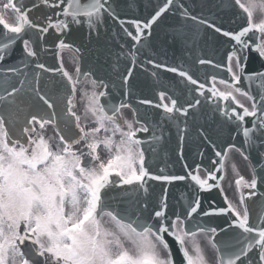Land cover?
I'll list each match as a JSON object with an SVG mask.
<instances>
[{"label": "snow or ice", "instance_id": "obj_1", "mask_svg": "<svg viewBox=\"0 0 264 264\" xmlns=\"http://www.w3.org/2000/svg\"><path fill=\"white\" fill-rule=\"evenodd\" d=\"M41 3L58 9L55 15L63 19L53 23L52 17H47L46 24L41 25L30 18L31 9L21 0H8L3 4L4 10L11 9L16 14L15 23H9L0 14V264H177L166 235L182 253L180 264H209L198 240L199 235L207 233L212 234L210 243L219 253L216 264H264V214L257 217L256 224L250 222L246 201L255 193L248 191L246 195L244 191L255 190L258 183H264V176L258 180L255 170L250 180L240 176L235 181L240 189L239 203L229 201L226 208L210 206L208 210H201V201L197 198L182 216L169 209L165 189L152 211L144 215L149 204L140 200L141 193H148L147 180L171 184L190 178L201 190L215 186L209 180H215L216 176L209 172L202 177L199 167L187 176L153 175L145 167L143 145L149 144L155 152L156 146L166 141V133L170 136L173 128L181 156L191 132H195L202 143H212V135L222 127L218 124L221 117L224 124L233 127L238 135L242 134L243 143L249 148L259 142L260 149L264 150V19L259 22L254 19L257 10L264 15V0H247L246 3L232 0V6L244 14L246 21V26L236 31L225 30L207 18L193 15L184 4L175 5V0H165L146 21H131L136 34L127 28L124 31L139 44L145 30L150 36L153 25L170 9L177 8L183 19L194 22L196 30L177 31L173 35L174 43L195 45L200 26L234 41L226 55V70L231 78L219 80V84L224 85L221 90L213 76L212 85L207 88L209 97L205 95V83L188 71L149 59L147 64L176 73L187 84L195 86L189 90V95L193 92L198 95L184 99L169 95L168 89L162 86L158 102L138 99L139 105L162 109V119L156 123L148 116L128 120L123 110L132 109L127 98L135 95L136 88L133 77L136 58L129 52L131 68L120 72L118 66H113L120 78L121 95L125 97L118 104L107 99L109 83L103 79L88 81L93 91L84 93L87 100L84 117L91 116L95 126L87 130L81 124V116L74 111L77 84L82 76L80 68L77 67L73 78L62 67L53 69L38 62L39 41L49 34V29L67 36L72 26H86L88 38H93V32L98 38L106 17L114 20L119 17L109 0H41ZM119 23L123 27L125 21L119 20ZM30 34L37 39L34 41ZM18 42L21 44L20 64L5 66ZM58 47L64 49L71 45L59 39ZM198 62L201 65L213 63L208 59ZM257 63L259 68L254 66ZM54 71L66 78V82L54 77L42 78V73ZM151 75L156 77L157 73ZM101 87L103 91L96 90ZM238 95L251 102V107L241 103ZM62 101L64 108L60 109ZM209 102L211 106L205 107ZM133 111L139 116L138 109ZM247 117L256 119L246 121ZM48 126H53L59 134L55 145L52 138L45 135ZM73 129L78 132L73 133ZM138 133L149 134V140L138 138ZM82 142L84 147L77 148ZM101 147L108 153L107 159H102ZM234 147L230 145L228 151ZM215 154L222 156L219 151ZM131 209H138L132 212L135 219L129 215ZM193 214L204 217L231 214L228 227L240 230L239 237L221 245L215 239L216 227L198 223L189 226ZM105 216L116 222L118 232L103 226ZM129 244L131 247L127 246Z\"/></svg>", "mask_w": 264, "mask_h": 264}, {"label": "water", "instance_id": "obj_2", "mask_svg": "<svg viewBox=\"0 0 264 264\" xmlns=\"http://www.w3.org/2000/svg\"><path fill=\"white\" fill-rule=\"evenodd\" d=\"M114 3L116 2V0H109V3ZM165 0H148V6L149 8H154V10L157 9V7L159 8L160 6H162L164 4ZM125 0H119L118 4H124ZM184 4L185 7L190 8L193 7V5H206L205 3H199L198 0H190V1H185V0H175V5H179V4ZM228 10H234L233 12H235L237 14L236 9L232 6V0H228V5H226ZM173 9H170L168 13H165V15L159 20L160 24L158 26V28H153L152 32L154 33L150 35V37H154L156 35L159 36L160 39H162L167 45H168V49L171 50L174 49V42H173V28L175 23L177 22L176 20H173ZM225 12L221 13L220 16H224ZM47 17H52V22H54L55 19L54 15L52 14H46L44 12V8L42 7V5L40 6H36L33 7V9L31 10V16L30 18L35 20L36 22L40 23L41 25H45L46 24V19ZM240 29V27H239ZM229 30V29H228ZM88 29L86 26H72V30L68 33L67 36H62L59 33H55L53 31V29H49V34H47L45 36V38L43 40L39 41V45H38V52L39 55L42 56H46L49 57V59L51 60V65L52 68L55 65V60H56V55H57V50H58V44H59V39H64L66 44L71 45L72 49L76 50V47L82 43V40H85V44L87 46H94L96 45V39L93 35L92 39L88 38L87 35ZM156 32H158L156 34ZM31 36H33V39L35 40V38L37 39V37L34 34H30ZM229 39V38H228ZM169 50L165 52L169 53ZM92 51V50H91ZM14 59V57L11 58H7V61H12ZM218 64L220 65H224L223 61H220ZM256 68H259V63H257L256 65H254ZM226 68V66H225ZM217 70L220 73H217L215 76L216 77H220L222 79H227L230 80V74L228 72H222L220 68H217ZM189 72V71H188ZM191 75H193L191 72H189ZM46 80V78H44ZM198 79L201 83H205L206 88H205V95L210 97V93L207 92V88L211 87V82L210 81H205L202 78H196ZM245 85H247V81L243 82ZM186 85H190L187 84ZM194 88V87H193ZM197 93H191L190 97L192 96H197ZM202 99V103H204V99ZM221 106H223V101L220 102ZM211 103L209 102L208 104H205V107H210ZM235 106V105H233ZM238 111H241L239 108H237ZM256 118L254 117H247L246 121H253ZM218 124L222 125V127L212 135L211 140L212 143H210L211 149H208V153H205L204 156V144H208V142H201L200 138L198 137L196 139V143L195 145L199 146L201 148L202 151V155L200 156H196V161L193 163H191V170L193 169V166L197 165V166H202L204 167L208 173L210 172L212 175L216 176L215 180H209L210 184L215 185L212 189L210 190H201L199 189V187L196 188V192H197V197L194 198V201L199 198L201 201V210H208L209 207H214V208H219V207H227L226 204L224 203L223 199H222V194H221V190L219 187V180L222 177V161H223V157L225 154L226 149L229 147V145H235L237 147H239L240 149L245 150V152L247 153V155L250 156V159L252 160V162L254 164L258 163V165H260V167L258 168V173L259 176H264V163L261 165L260 161L261 159L256 158L255 153L253 152H260L261 154V158H264V154H262V152H264V150L260 149L259 146V142H257L256 147L254 148H249V146L245 143H243V136L242 134H237L234 131V128L229 126L228 124H224L223 123V118L221 117L220 120L218 121ZM214 127H216L214 125ZM189 144H190V152L191 150H193L194 147V138L193 137H189ZM214 145V146H213ZM219 151L222 153V156H217L215 153ZM206 162V163H205ZM176 191H177V187H175V194L174 196H172L168 203H169V209L170 210H175L176 212L180 213L182 216L185 213V209H184V201L183 202H179L176 203L174 206H172L173 203L176 202V198L178 197L176 195ZM249 191H253L255 193V195H253L248 201L247 204L249 206L250 212V222L252 224H256L257 221V217L261 214L264 213V183H258V186L255 190H249ZM248 190L246 191V195H247ZM193 193V192H192ZM192 195V194H191ZM193 201V202H194ZM199 211V210H198ZM199 217V218H197ZM232 219V215L231 214H225L223 216H213V217H204L202 215H198V214H193L192 220L190 221L191 224H201L203 226L206 227H216L218 230V233L215 237L216 241L219 244H223L226 241H229L232 238H238L239 234H240V230L236 229V228H229L228 224L230 223ZM193 225H190V227ZM221 229H224V231H220ZM173 257L174 259L177 261V264H180V261L182 259V253L179 252L178 247L175 248L173 250Z\"/></svg>", "mask_w": 264, "mask_h": 264}, {"label": "rangeland", "instance_id": "obj_3", "mask_svg": "<svg viewBox=\"0 0 264 264\" xmlns=\"http://www.w3.org/2000/svg\"><path fill=\"white\" fill-rule=\"evenodd\" d=\"M8 3V0H0V10L4 14H12V10H4L3 9V4ZM14 15V13H13ZM11 15V16H13ZM239 100L241 102L247 103V101H244L243 97H239ZM107 153V152H106ZM236 153V152H235ZM108 154V153H107ZM229 158L227 161V177L224 183V188L226 192L228 193L229 197L231 198L232 202L234 204L239 203V192L240 189L237 187L235 181L240 177L244 176L245 179H250L252 178V174L250 171V168L248 165H246L243 161L242 158L238 157L236 154H234V151H231V154H229ZM198 240L201 244V247L204 250V254L206 256V259L208 260L209 264H215L216 260L218 259L217 253L210 243V238L209 235L207 234H201L199 235ZM131 247V246H130ZM191 251V249H190Z\"/></svg>", "mask_w": 264, "mask_h": 264}, {"label": "flooded vegetation", "instance_id": "obj_4", "mask_svg": "<svg viewBox=\"0 0 264 264\" xmlns=\"http://www.w3.org/2000/svg\"><path fill=\"white\" fill-rule=\"evenodd\" d=\"M127 111V115H125V119H128V120H132L133 119V117H132V114H131V112H129L128 110H126ZM59 138V137H58ZM117 139H119V136L117 135V137H116ZM105 154H107V153H105V152H100V155L102 156V155H105ZM106 220L107 221H109V222H111V223H114L115 225H117L116 224V222L115 221H112L110 218H106ZM118 226V225H117Z\"/></svg>", "mask_w": 264, "mask_h": 264}]
</instances>
